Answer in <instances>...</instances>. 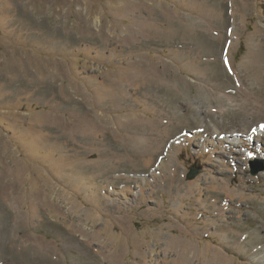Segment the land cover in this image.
<instances>
[{
    "label": "rangeland",
    "instance_id": "1",
    "mask_svg": "<svg viewBox=\"0 0 264 264\" xmlns=\"http://www.w3.org/2000/svg\"><path fill=\"white\" fill-rule=\"evenodd\" d=\"M0 264H264V0H0Z\"/></svg>",
    "mask_w": 264,
    "mask_h": 264
},
{
    "label": "bare ground",
    "instance_id": "2",
    "mask_svg": "<svg viewBox=\"0 0 264 264\" xmlns=\"http://www.w3.org/2000/svg\"><path fill=\"white\" fill-rule=\"evenodd\" d=\"M251 76V75H250ZM246 91V90H245ZM256 93V92H255ZM258 94V93H257ZM222 115V114H221ZM227 116V115H226ZM225 116V117H226ZM237 118V117H236ZM233 119V118H232ZM237 120V119H236ZM239 120H240V118H239ZM233 121V120H232ZM250 128V127H249ZM256 132H258L255 128H253V131H252V133H254V134H256ZM232 137H234V136H232ZM232 139V138H231ZM237 141H238V139H234L233 141H232V144H234V145H237L238 146V143H237ZM219 181H221V180H219ZM223 182V181H222ZM234 241V240H233Z\"/></svg>",
    "mask_w": 264,
    "mask_h": 264
},
{
    "label": "water",
    "instance_id": "3",
    "mask_svg": "<svg viewBox=\"0 0 264 264\" xmlns=\"http://www.w3.org/2000/svg\"><path fill=\"white\" fill-rule=\"evenodd\" d=\"M251 166H252V168H251V172H252L253 174L257 173L259 170L262 169V168H259V167L254 166V165H251ZM193 174H194V172H190L188 176L193 175Z\"/></svg>",
    "mask_w": 264,
    "mask_h": 264
}]
</instances>
